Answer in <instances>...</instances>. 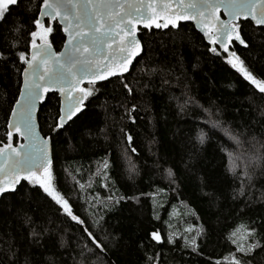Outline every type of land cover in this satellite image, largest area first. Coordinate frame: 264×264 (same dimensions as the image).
<instances>
[{"label":"trees","instance_id":"obj_1","mask_svg":"<svg viewBox=\"0 0 264 264\" xmlns=\"http://www.w3.org/2000/svg\"><path fill=\"white\" fill-rule=\"evenodd\" d=\"M41 3L18 0L0 21L3 142L22 83L17 54L30 47L28 33L36 30L31 21ZM49 24L54 31L48 38L60 50L61 26ZM139 36L143 52L123 81L133 89L131 96L116 77L98 82L83 115L58 134L51 130V93L38 113L41 132L52 139L56 187L105 251L81 256L83 226L38 187L22 182L15 192L0 195L2 264H230L231 255H239L231 241L245 243L244 229L236 231L241 225L255 227L261 245L244 259L264 264V96L226 62V54L208 52L190 22L178 30L141 29ZM242 37L248 46L234 42L232 51L264 79V27L244 22ZM20 141L14 135L13 143ZM228 153L239 157L235 174L228 170ZM245 169L250 179L241 175ZM119 197L126 199L114 204ZM199 229L194 252L185 237ZM153 231L160 243L151 240Z\"/></svg>","mask_w":264,"mask_h":264},{"label":"snow or ice","instance_id":"obj_2","mask_svg":"<svg viewBox=\"0 0 264 264\" xmlns=\"http://www.w3.org/2000/svg\"><path fill=\"white\" fill-rule=\"evenodd\" d=\"M13 6H18V0H0V21L7 20ZM45 17L62 26L64 39L60 52L54 50L48 38L54 29L51 24L45 26ZM31 22L36 30L28 33L30 47L26 52L17 54L22 66L19 97L11 106L7 120V142L0 141V195L15 192L22 182L38 187L64 215L83 226L81 256L95 254L94 250L103 253L105 247L85 221L74 214L69 201L56 187L53 158L49 153L50 137L39 134L35 116L37 105L49 99V93L56 102L51 130L58 134L83 115L85 101L99 90L98 82L116 77L121 80L123 89L130 96L133 94L130 85L123 81L133 60L142 52L138 31H151L153 28L178 30L182 22H192L207 41V51L216 56L226 54V62L264 96V79L254 75L240 56L230 50L234 42L245 48L248 46L242 38L244 22L264 26V0H42L38 15ZM85 81L88 86L82 87ZM135 108L133 104L132 109ZM14 133L22 139V143L14 145ZM126 138L132 141L131 135ZM198 139L204 143L203 134ZM132 151L135 152V149ZM228 157V170L235 174L239 157L232 153H228ZM107 167L105 161L102 168ZM104 175L107 173L104 172ZM167 175L173 177L170 169ZM241 175L250 179L246 169ZM80 187L84 188V185ZM123 199L126 198L119 197L114 204ZM108 200L111 201L112 197ZM26 222L31 223V219L26 218ZM94 223L99 224V220ZM241 229H244L242 239L245 243L231 241L237 245L235 251L239 255L232 254L230 264H249L244 257H250L255 249L261 247L256 239L255 227L241 225L236 231ZM201 232L202 229L195 230V235L185 237V246L195 252L196 238ZM30 235L35 241L40 233L33 230ZM149 235L151 240L161 242L158 232L153 231ZM249 238L251 243L246 242ZM172 242L169 236L168 243Z\"/></svg>","mask_w":264,"mask_h":264},{"label":"water","instance_id":"obj_3","mask_svg":"<svg viewBox=\"0 0 264 264\" xmlns=\"http://www.w3.org/2000/svg\"><path fill=\"white\" fill-rule=\"evenodd\" d=\"M46 20H48V18L47 17H45L44 18V23H45V21ZM49 22H51V23H53V22H55V21H49ZM182 23H184V22H182ZM190 23H192V22H190ZM193 24V23H192ZM194 25V24H193ZM195 26V25H194ZM62 27V26H61ZM262 27H264V26H262ZM196 28V27H195ZM196 30L197 31H199L197 28H196ZM200 34H202L201 32H200ZM137 37H138V39L140 40V42H141V45H142V52H143V43H142V41H141V39H140V36H139V31H138V33H137ZM243 38V37H242ZM39 43V42H38ZM236 43H238V42H236ZM234 44V43H233ZM233 44L230 46V50H232V46H233ZM239 44V43H238ZM240 45V44H239ZM242 46V45H241ZM53 48H54V50L55 51H57V52H60V51H62V49H63V46H62V48L60 49V50H57L54 46H53ZM142 52L139 54V56L142 54ZM139 56H137L134 60H133V63H132V65L134 64V62H135V60L139 57ZM132 65H130V68H129V71L131 70V68H132ZM126 74V73H125ZM87 84V81H85L81 86L83 87L84 85H86ZM50 94V93H49ZM48 94V95H49ZM19 97V96H18ZM86 102V101H85ZM43 103V102H42ZM42 103H40V104H38L37 105V111H36V113H35V116H36V124H37V131L39 132V134L42 136V137H50V136H44V134L41 132V129H40V125H39V119H38V113H39V109H40V106H41V104ZM14 135H15V133H14ZM18 137V136H17ZM20 138V137H19ZM21 139V138H20ZM23 141H22V139H21V141L19 142V143H22ZM15 145V144H14ZM49 153H50V156L53 158V148H52V139H51V137H50V141H49ZM19 185H17V187H18ZM0 264H2V262L0 261Z\"/></svg>","mask_w":264,"mask_h":264},{"label":"rangeland","instance_id":"obj_4","mask_svg":"<svg viewBox=\"0 0 264 264\" xmlns=\"http://www.w3.org/2000/svg\"><path fill=\"white\" fill-rule=\"evenodd\" d=\"M47 27V26H46ZM39 37H37V39H38ZM39 40V39H38ZM38 42V41H37Z\"/></svg>","mask_w":264,"mask_h":264}]
</instances>
